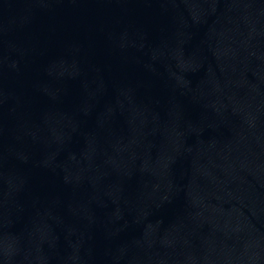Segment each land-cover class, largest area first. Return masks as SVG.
<instances>
[{
  "label": "water",
  "instance_id": "1",
  "mask_svg": "<svg viewBox=\"0 0 264 264\" xmlns=\"http://www.w3.org/2000/svg\"><path fill=\"white\" fill-rule=\"evenodd\" d=\"M0 264H264V0H0Z\"/></svg>",
  "mask_w": 264,
  "mask_h": 264
}]
</instances>
